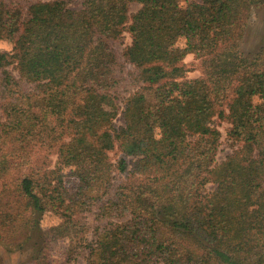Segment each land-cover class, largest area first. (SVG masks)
Masks as SVG:
<instances>
[{"label":"trees","instance_id":"obj_1","mask_svg":"<svg viewBox=\"0 0 264 264\" xmlns=\"http://www.w3.org/2000/svg\"><path fill=\"white\" fill-rule=\"evenodd\" d=\"M132 3L141 5L134 14ZM256 6L264 0H82L79 10L66 0H0V40L13 44L0 52V158L34 148L42 131L12 94L7 67L36 86L30 96L45 117L62 119L46 143L55 167L14 180L0 242L31 239L30 206L41 231L33 264H71L83 250L87 264H245L264 252V58L240 51ZM124 32L132 42L123 57L141 88L116 127L112 42ZM190 54L202 66L197 78H187ZM61 88L70 96L55 102ZM216 119L247 125L219 164ZM46 212L61 222L41 230ZM89 213L106 223L93 242ZM60 239L64 262L47 251Z\"/></svg>","mask_w":264,"mask_h":264},{"label":"rangeland","instance_id":"obj_2","mask_svg":"<svg viewBox=\"0 0 264 264\" xmlns=\"http://www.w3.org/2000/svg\"><path fill=\"white\" fill-rule=\"evenodd\" d=\"M34 1V0H33ZM35 1H48V0H35ZM28 1H23L24 6ZM31 2V1H29ZM70 9L79 10L82 8V0H66ZM141 8L138 3H132L130 6V13L134 14ZM0 42H7L11 45V50L7 48L0 49V52H11L13 44L7 40H0ZM132 42V37L129 33L124 32L123 37L119 40L112 42V46L116 51L121 67L118 69V83L112 90V96L118 103V115L114 120L116 127L125 126L124 110L127 98L134 92L141 88V84L137 83L136 68L125 62L123 53L127 46ZM240 51L242 56L254 58L258 54L264 58V7L256 6L252 10L249 18L244 36L240 44ZM187 64L189 72L187 78H197L202 73V66L194 55L190 54L184 61ZM7 70L13 75L14 86L11 88L17 103L20 105L21 110L28 112L32 118L40 124L42 129L41 134L37 137L36 146L32 149L21 152H12L5 157L0 158V209L4 208V203L9 200L10 190L13 189L15 184L14 180L20 178L24 174L31 171H44L53 169L57 161L56 151L47 149V141L50 139L51 134L55 131L60 133L61 118L58 114L44 116L40 100L33 101L32 94L36 90L34 84L28 83L23 80L15 65L7 67ZM3 74L0 73V82ZM32 93V94H31ZM31 94V96H30ZM52 98L55 102L68 98L70 90L61 88L52 91ZM2 100H0V108ZM2 110L0 109V118H2ZM215 124L221 132L220 144L216 156L217 164L224 161L236 148L242 145L241 136L246 128V124L241 122L238 124H231L227 121L215 120ZM113 161L117 160L120 156L117 150L110 153ZM215 184L209 183L206 186L207 192H212L215 189ZM22 205H13L11 210H20ZM27 225L31 232V239L27 242H14L4 243L0 242V264H33L31 258L34 256L35 247L41 241V231L34 229V215L30 206H27L26 211ZM88 223L90 224V231L86 235L88 242H93L96 239L94 228L97 226H105V222L96 221L93 214H87ZM61 222L59 216L54 212H46L41 220V230H47L53 226H57ZM68 248V240L60 239L51 243L47 247V251L53 260L64 262L65 253ZM88 250L80 252L71 264H87ZM245 264H264V252H256L248 255L243 261Z\"/></svg>","mask_w":264,"mask_h":264},{"label":"clouds","instance_id":"obj_3","mask_svg":"<svg viewBox=\"0 0 264 264\" xmlns=\"http://www.w3.org/2000/svg\"><path fill=\"white\" fill-rule=\"evenodd\" d=\"M7 48L8 50H11V45L7 42H0V49Z\"/></svg>","mask_w":264,"mask_h":264}]
</instances>
